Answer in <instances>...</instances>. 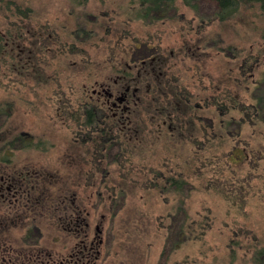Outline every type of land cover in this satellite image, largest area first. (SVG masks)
Returning a JSON list of instances; mask_svg holds the SVG:
<instances>
[{"label":"rangeland","instance_id":"rangeland-1","mask_svg":"<svg viewBox=\"0 0 264 264\" xmlns=\"http://www.w3.org/2000/svg\"><path fill=\"white\" fill-rule=\"evenodd\" d=\"M9 2L0 0V137L28 134L25 148L19 149V143L12 149L11 167L29 171L24 172V197L32 210L27 213L37 216L44 237L54 234L58 248L69 246L62 223L55 219L52 223L49 213L35 210L47 201L69 198V188L83 183L84 172L93 164L103 172L90 171L88 179L106 184L101 193L105 198L100 203L92 189L85 196L96 206L95 212L91 208L92 217L99 220L100 214H106L105 264H184L185 258V264H264V128L259 131L246 123L235 138H219L217 131L205 135L219 123L217 107L208 101L230 96L233 108L236 103L249 105L253 93L264 101L261 3L240 0L237 12L221 20L214 1L203 0L192 8L176 0L165 20L146 21L137 13L138 0ZM17 8L27 16H21ZM6 41L13 48L10 75H3L8 70ZM148 44L170 56L177 79L172 86L187 92L200 86L202 93L208 88L210 99L200 112L202 119L188 120L186 104L172 101L170 109L181 114V134L140 136L134 139L137 143L114 144L99 164L87 157L81 140L73 139L81 130L71 122L78 117L72 108L86 78L109 74L111 63L128 58L132 49L135 58L146 57ZM141 100L144 110L146 99ZM230 129L237 131L235 126ZM231 142L246 146L247 153L253 150L252 162L250 157L234 163L213 181L218 167L226 168L223 161L217 166V160L229 151ZM200 157H214V164L187 166L189 158ZM163 158L173 171L192 174V182L178 190L141 179L143 166L151 171ZM3 212L0 202V220ZM62 212L59 207L58 214ZM24 225L8 231L0 222V242L24 236Z\"/></svg>","mask_w":264,"mask_h":264},{"label":"flooded vegetation","instance_id":"flooded-vegetation-1","mask_svg":"<svg viewBox=\"0 0 264 264\" xmlns=\"http://www.w3.org/2000/svg\"><path fill=\"white\" fill-rule=\"evenodd\" d=\"M134 47L138 48L137 43ZM3 48L7 53L5 67L8 68L3 75H10L9 59L13 48L10 47L8 41L5 42ZM147 49L149 54L146 57L135 58V51L132 49L128 58L111 63L109 74L86 78L83 93L77 97L78 102L75 106L72 105L73 113L78 111V117L72 119L71 122L78 123V128L81 130V134H78V137L74 136L73 139L81 140L86 145L89 155L87 157L98 160L99 164L104 163L107 151L114 144L137 143L135 140L140 139V136L141 138H154L155 135L159 137L181 134L183 128L181 114L179 111L170 109L172 101L186 104L188 113L185 116H188V120L194 122L193 119H195L197 122L202 119L200 112L210 99L207 95L208 88L205 87V92L202 93L203 89L200 86L194 92H187L178 85L172 86V84H177V79L172 65L169 64L170 56L167 51L156 50L151 44H148ZM171 54L174 52L171 51ZM242 70H246V67ZM141 99H146L144 110L140 109ZM3 110L2 112L5 111ZM2 114L4 115L5 112ZM27 137L28 134L25 132L14 135L7 133L3 135V138L0 137V142H2L0 147V202L3 204L4 211L0 222L4 223L8 231L15 225L26 223L23 227L27 230L20 238L11 240L9 236L8 239L0 242V264H105L103 222L106 214H100L99 220L92 217L91 208L95 212L96 206L91 204L89 195L85 196L86 190L92 189L99 195L100 203L103 202L105 197H102L101 193L106 189V184L101 181L92 182L88 179L90 171L96 174L103 171L96 170V166L92 164L91 168L84 172L83 183L73 184L69 188V198H59L57 202L47 201L43 205H38L35 210L45 215L49 213L50 217L48 215L47 217L51 222L55 219L58 223H62L60 225L62 230L69 236V246L64 249L58 248L56 236L48 233L44 237V232L37 223L40 222L37 216L28 214L32 210L26 206L24 197L27 189L24 172L27 171L26 174H28L29 171L26 168L11 167V152L16 150L19 143V149L25 148ZM93 176L92 174L91 177ZM36 202L40 203L42 199ZM59 207L64 211L61 215L58 214ZM32 223L35 224L33 227ZM185 261L186 258L182 260L184 264Z\"/></svg>","mask_w":264,"mask_h":264},{"label":"trees","instance_id":"trees-1","mask_svg":"<svg viewBox=\"0 0 264 264\" xmlns=\"http://www.w3.org/2000/svg\"><path fill=\"white\" fill-rule=\"evenodd\" d=\"M176 0H138L137 5V13L139 15V18L152 21H163L167 18L169 11L172 9L173 4ZM203 0H183V2L192 7L195 8ZM214 1L217 4L218 12L217 17H219L221 20L228 18L229 16L233 15L235 12H237L240 0H210ZM261 3V7L264 10V0H257ZM11 2V0H10ZM9 2V3H10ZM12 3V2H11ZM17 12L21 16H27L24 10L21 8H17ZM11 55L13 56V51H11ZM257 59V58H255ZM261 58H259L260 60ZM17 60V57H15V60L12 62V65ZM16 63V62H15ZM264 76V72L262 74V77ZM231 97H225L221 98L220 96L216 98L212 103L208 101L209 105H214L217 107L218 112V126L216 128H212L210 131L207 130L205 132V135H208V132L210 134H216L218 132V137L226 136V137H238L240 136V133L242 132V127L246 125V123H249L250 127L252 128H258L259 131H263L262 127L264 128V112H263V105L264 101L262 98L257 96L255 93L251 96L250 104H238L236 103L233 108L231 106ZM238 102V101H236ZM226 110V112H225ZM235 126L237 131L231 130L230 127ZM217 131V132H216ZM231 146L228 148L229 151L227 153L223 154L222 156L218 157L219 160H217V166L218 161L219 163H225V169L219 168L218 172H215L216 175H213L212 179L214 181V177L216 176L217 179H219V176L224 175L225 172L229 171L232 168V164L237 162L246 161V159H249L250 162H252V156L250 153L246 152V146L241 147L239 143L231 142ZM201 145L203 148H207V143L202 142ZM167 160L165 158L158 161L157 166H153L150 168L151 171H145V166L142 168L143 175L141 176V179H143L145 182L154 183V185L162 184V185H173L174 187H182L188 183L192 182V179L194 178L192 174L181 171H173V168H170L169 165L166 163ZM188 167L192 168L193 166L201 165L204 166H210L214 164V157L209 158H196L191 159L189 158L187 160ZM124 166V165H123ZM193 177V178H192ZM203 179V182H206L208 184V179ZM230 183L231 181H226ZM179 188L178 190H180ZM222 192V191H220ZM224 193V192H222ZM229 196V195H226Z\"/></svg>","mask_w":264,"mask_h":264}]
</instances>
